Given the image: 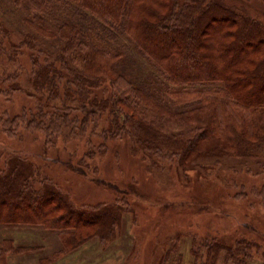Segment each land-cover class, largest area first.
Returning a JSON list of instances; mask_svg holds the SVG:
<instances>
[{"label":"trees","instance_id":"1","mask_svg":"<svg viewBox=\"0 0 264 264\" xmlns=\"http://www.w3.org/2000/svg\"><path fill=\"white\" fill-rule=\"evenodd\" d=\"M10 1L17 20L8 19L7 27L0 18V60L8 66V60L17 63L27 45L38 51L30 56L36 68L34 95H40L36 112L0 116L2 130L11 138L25 125L32 133L42 132L50 150L62 137L81 141L90 129L92 136L106 119L105 139L127 135L152 155L184 160L202 148L200 157L217 158L215 152L222 147L224 153L257 159L264 167V24L249 13L247 0H233V5L228 0ZM18 17L35 29V37L21 32L24 38L14 42ZM44 39L54 41L56 49L38 48ZM125 42L133 45V53ZM41 56L46 58L43 63L37 59ZM135 57L142 63L130 61ZM5 66L0 63V97L8 101L21 73ZM142 67L176 88L168 94L179 111L163 113L186 132L164 134L138 113L137 103L161 109L148 104L156 103L150 90L133 79ZM74 111L80 114L72 116ZM163 148L171 152L165 154ZM87 158L88 154L79 168ZM23 161L14 159L0 172V224L54 231L64 246L57 260L93 239L116 237L119 207L78 205L64 192L53 193L60 189L49 178L37 188L32 181L36 167ZM221 187L218 197L207 191L206 196L213 202L220 199L222 207H227L226 197L243 202L230 188ZM246 197L245 202L264 213L262 194ZM205 247L206 257L197 255L195 264H219L216 251L224 245L213 242ZM7 251H0V264Z\"/></svg>","mask_w":264,"mask_h":264},{"label":"rangeland","instance_id":"2","mask_svg":"<svg viewBox=\"0 0 264 264\" xmlns=\"http://www.w3.org/2000/svg\"><path fill=\"white\" fill-rule=\"evenodd\" d=\"M228 2L233 5V0ZM247 2L249 13L257 17L256 22L264 24V0ZM13 10L10 0H2L0 18L3 17L7 27L8 19L17 20ZM9 13L12 17H8ZM203 27L204 24L201 29ZM15 30L18 33L15 43L24 38L21 32L33 37L36 34L35 29L23 24L20 17L13 32ZM54 44V41L44 39L38 48L42 46L50 52V49H56ZM124 45L130 54L133 53L131 43ZM29 48V45L24 47L17 63L8 60L10 68H17L16 72L19 70L21 74L15 81L18 89H14L11 100L0 97V116H5L6 112L15 116L24 111L28 116L38 108L37 95H40H34L32 77L36 70L33 57L38 51ZM37 59L43 63L46 58ZM130 61L142 63L138 57ZM0 63L9 68L6 60H0ZM135 73L133 79L145 84L155 99L156 103L148 104L162 109L137 103L138 113L164 134L186 132V127L163 113L165 110L179 111L168 94L176 88L158 75L147 74L143 67ZM49 109L53 110V107ZM79 114L72 112V116ZM25 127L22 125L15 131V138H11L0 123V172L14 159L18 163L27 160L26 165L36 167L32 181L37 188L49 178L54 187L60 189L50 191L64 192L78 205L119 207L121 224L114 239L102 242L93 239L58 260L56 255L64 246L54 231L33 225L0 224V251L9 250L7 259L1 264H195V257H206L205 245L213 242L224 245L216 251V257L221 255L219 264H264V213L251 206L250 201H244L249 200L247 195L264 196V167L257 159L234 157L222 152V147L215 152L217 158L200 157L202 148L184 160L152 155L127 135L113 141L105 139L102 132L109 129L106 119L100 121L92 136L90 129L81 141L62 137L56 147L47 150L44 134L32 133ZM163 151L165 154L171 152L165 148ZM87 154L85 166L79 168L78 163ZM222 185L230 188L235 197L240 195L237 200L243 202L234 203L226 197L227 207L225 203L222 207L219 206L220 199L213 202L206 196L207 191L216 192L218 197L224 190L218 188ZM241 242L244 245L238 247ZM229 247L233 248L232 252Z\"/></svg>","mask_w":264,"mask_h":264}]
</instances>
